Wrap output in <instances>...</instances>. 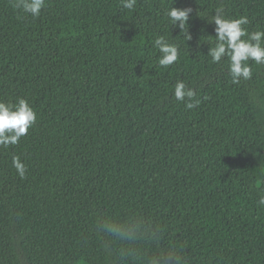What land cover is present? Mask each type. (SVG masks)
Wrapping results in <instances>:
<instances>
[{"label":"trees","instance_id":"16d2710c","mask_svg":"<svg viewBox=\"0 0 264 264\" xmlns=\"http://www.w3.org/2000/svg\"><path fill=\"white\" fill-rule=\"evenodd\" d=\"M15 3L0 0V102L36 121L0 146V264H264V63L233 83L206 55L217 8L264 30V0ZM171 7L192 9L183 30Z\"/></svg>","mask_w":264,"mask_h":264},{"label":"clouds","instance_id":"9594fccd","mask_svg":"<svg viewBox=\"0 0 264 264\" xmlns=\"http://www.w3.org/2000/svg\"><path fill=\"white\" fill-rule=\"evenodd\" d=\"M121 3L123 8L132 9L136 0H121ZM44 4L45 0H16L15 7L37 17ZM191 11V8L171 7L167 10L166 16L173 26H178L183 30L185 25L188 26ZM208 23L215 25V40L213 46L208 48L206 55L211 57L213 63H219L227 57L228 72L233 83L240 79H250L252 72L248 61H254L256 64L264 63V30L248 32L247 28L243 27L249 23L246 16L236 19L226 18L222 8H217L215 15L208 20ZM154 45L159 52L158 64L160 66L168 67L178 60V46L170 43L165 37H157ZM174 96L179 101L187 99L188 109L194 108L199 103V101L191 102L196 92L183 81H177L174 85ZM35 121L36 113L25 99H19L15 105L0 102V146L6 148L16 145ZM12 163L18 175L23 178L26 173L25 165L19 157H13ZM259 203L264 204V198ZM106 230L115 235L124 234L120 225H108Z\"/></svg>","mask_w":264,"mask_h":264}]
</instances>
